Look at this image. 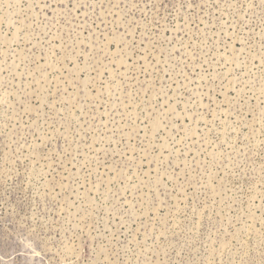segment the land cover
Here are the masks:
<instances>
[{"label": "rangeland", "instance_id": "374dc122", "mask_svg": "<svg viewBox=\"0 0 264 264\" xmlns=\"http://www.w3.org/2000/svg\"><path fill=\"white\" fill-rule=\"evenodd\" d=\"M0 264H264V0H0Z\"/></svg>", "mask_w": 264, "mask_h": 264}]
</instances>
